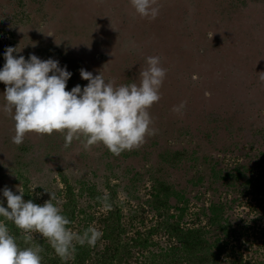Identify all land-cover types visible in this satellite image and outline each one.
Wrapping results in <instances>:
<instances>
[{"label":"trees","instance_id":"16d2710c","mask_svg":"<svg viewBox=\"0 0 264 264\" xmlns=\"http://www.w3.org/2000/svg\"><path fill=\"white\" fill-rule=\"evenodd\" d=\"M62 1L0 0V35L11 46L22 48L25 59L31 53L25 54L21 46L20 30L32 28L37 39L50 37L44 54L36 55L43 60L51 51L62 50L71 34L92 31L90 35H96L120 24L125 31L115 46L87 43V50L81 48L66 62L72 73L66 90L87 85L80 69L93 76L100 73L115 86L139 84L146 58L159 56L167 71L161 99L149 110L158 132L139 149L116 156L102 144L84 150L80 141L73 140L65 148L64 136L55 132L51 136L28 133L17 146L12 143L14 126L6 125L8 133L0 141L4 152L0 156V205L7 207L5 187L14 194L23 190L25 201L40 205L51 195L71 221L69 228L102 231L95 247L77 245L75 259L68 264H264L254 257L257 249L250 255L245 251L249 259L242 261L241 253L221 241L230 237L236 248L247 244L246 249L253 245L250 236L254 235L255 248L264 251V204L259 202L264 180L251 177L254 165L264 166V129L243 119V102L226 95H240L243 78H255V70H264V0H158L159 15L154 20L141 18L140 30L128 24L127 18L138 15L130 0H66L67 5L61 6ZM47 5L67 17L51 16L44 9ZM206 29L212 33L207 35ZM65 32L66 37L54 42L53 36ZM3 63L0 60V66ZM183 101L187 104L182 114L174 113L173 107ZM107 156L114 161L108 162ZM226 159L238 162L233 164L236 180L230 181L226 173ZM172 169L181 173L176 185L167 182L173 178ZM220 172L227 188H237L224 197L214 195L217 190L209 183L212 180L215 188L221 187L216 178ZM160 174L166 181L159 180ZM203 180L212 193L209 203L204 205L196 197L195 211L186 214V207H179L181 194L172 193V188L181 181L197 186ZM118 193L124 199L120 205L128 206L124 214L114 203ZM240 199L247 207L243 218L233 215ZM102 207L104 215L98 214ZM257 221L262 223L260 228H256ZM6 223L21 247L30 246L24 244L14 224ZM33 237L31 245L44 248L42 264H62L47 240L38 233Z\"/></svg>","mask_w":264,"mask_h":264},{"label":"clouds","instance_id":"9594fccd","mask_svg":"<svg viewBox=\"0 0 264 264\" xmlns=\"http://www.w3.org/2000/svg\"><path fill=\"white\" fill-rule=\"evenodd\" d=\"M135 13L141 18L156 19L158 0H130ZM213 35V34H212ZM211 35V37H212ZM223 46V45H222ZM221 46V47H222ZM22 48L7 47L5 63L0 68V82L5 85L3 111L14 121L12 143L20 146L26 134L51 136L54 132L64 136V147L73 140L80 141L84 150L103 145L113 155L139 149L147 137L157 134L153 128L150 109L161 99L160 88L166 76L159 56L146 58L147 67L140 71V81L115 86L100 73L80 69V77L88 81L66 90L72 73L59 66L54 59L41 60L34 54L27 59ZM187 102L174 106V113L182 114ZM5 187L3 197L7 207L0 205V264H42L40 244L31 245L34 233L47 240L62 264L75 259L77 245L95 247L102 231L88 227L83 232L68 227L71 221L63 215L55 197L43 205L23 199ZM11 222L20 231L26 247H21L7 226Z\"/></svg>","mask_w":264,"mask_h":264},{"label":"rangeland","instance_id":"374dc122","mask_svg":"<svg viewBox=\"0 0 264 264\" xmlns=\"http://www.w3.org/2000/svg\"><path fill=\"white\" fill-rule=\"evenodd\" d=\"M66 1V0H64ZM62 1V3L60 4L61 6H66L67 2ZM76 3H80V2H76ZM77 4V5H78ZM44 9H47V11L50 12V15L55 17V18H61V19H65L67 16L66 14H62V11H58V8H54L52 5H47L45 6ZM70 15V14H69ZM128 20V24H132L137 30H140L141 27H143V22L141 21V17L139 15H136L133 18H127ZM119 25V27H118ZM117 25V28L115 27V25H113L112 30H107L104 32H97L96 35L92 34H86V35H82L81 33H75V34H71L68 40H64L66 41V44H64L62 42V40L60 41V43L62 42L64 44L62 50L61 49H55L54 51H51V55H46L43 60L46 59H54L57 60L59 62V66L64 68L66 67V70L69 71V69L71 70V68L69 67L68 64H66V62H68L73 56L74 54L78 53V50H80L81 48H83L85 50H87V47H84L85 44L90 43L92 44L93 42H95V47H112L115 46V44L118 41V35L123 31H125L124 29H121L120 24ZM84 26H89V24L84 23ZM129 27V26H128ZM152 28H156V22L152 25ZM105 30L104 28H97V30ZM216 29V33L219 32V30L217 28ZM92 30H95L94 27ZM210 30V29H209ZM208 29H206V34L210 35L212 32L209 31ZM110 31V32H109ZM115 32H117L115 34ZM24 35V37L22 36ZM60 37H59V36ZM57 36H53L54 42H57L61 37L64 38L67 36V33H59ZM65 35V36H64ZM107 36V42L104 40L103 37ZM19 37H20V41H21V46L25 49V54L28 55V53L34 54V55H43L45 49H47V43H48V39H50V37H47L45 39H43L42 37H40L39 39L36 38L35 32L34 30H32V28H24L23 30L19 31ZM103 41V42H102ZM120 41V40H119ZM51 44V43H50ZM87 46V45H86ZM169 46H171L169 44ZM7 47H13L10 44V41L8 40L7 37L1 36L0 35V60H4V52L5 49ZM94 47V48H95ZM90 51V49H89ZM252 52H256V50L254 49ZM23 52L21 51L20 53H18L16 55V53H13L14 56H19L22 55ZM98 55L96 54L95 57H97ZM244 56V54H243ZM245 56L243 57V63L245 65V69L247 71L251 70L250 69V64H248V62H246L245 60ZM72 60V59H71ZM4 65V63H3ZM3 65L0 66V68L3 67ZM247 65V66H246ZM71 72V71H70ZM255 78L254 77H249L248 78H243V83L244 85V90L240 95H235V93H230V94H226V95H232L231 97L235 100L237 99V101H241L243 102V115L247 116L244 118H248L249 122L254 121L255 124H257L259 127H262L264 129V70H260L259 72H257V70L254 71ZM249 76V75H248ZM251 76V75H250ZM208 81V80H207ZM5 90V85L0 82V128H2V132H0L1 136H0V141L2 136L6 135L8 132L5 129L6 125H13L14 126V121L10 120V117L4 113L3 111V106L5 104V100L4 97L2 95V92ZM261 97L263 98V101H260ZM247 100H250L249 102H247ZM256 115V116H255ZM258 115V116H257ZM258 119V120H256ZM10 120V121H8ZM253 123V124H254ZM199 126L200 123H198ZM198 126V125H197ZM4 127V128H3ZM1 145V142H0ZM261 145V144H259ZM2 146V145H1ZM4 152L0 149V156L3 154ZM108 162H113L114 160L112 159L113 156L108 157ZM193 161V160H192ZM226 164L223 161V164H225V166L227 167V174L229 175L230 181L236 180L235 177V170L233 169V164H238V162L235 161V163H232L231 159H226ZM237 167V165H235V168ZM170 168L167 169V172H169ZM173 172V178L170 179L169 181H167L168 183L172 184V185H176L178 182H180V178L179 176L181 175L180 171L177 169H172ZM224 173L220 172L218 173L217 177L219 179L218 183L221 184V187L218 186V189L215 188L213 185L214 181H209L212 182V188L216 189L217 191L213 190L214 195H220V197H224L226 194H230V191L234 192V190L236 191V189H232V188H227L225 186V182H227V179H225V175H223ZM163 174L158 175L159 180H165V178L162 176ZM223 177V180H222ZM251 177L252 179L256 180V178H258L259 180H264V166L262 165H254L251 169ZM201 178H205L201 177ZM36 177L32 179V181H35ZM214 179V178H213ZM96 180V179H95ZM178 180V181H177ZM166 181V180H165ZM237 181H239V179H237ZM55 184H57L59 186V183H57V180L55 179ZM195 182V181H194ZM42 184L43 181L41 182ZM208 183V184H209ZM147 188L149 187V184H146ZM236 187H239L238 185ZM209 185H207V182L205 180H203L202 183H200L199 185L195 186L193 184L192 181H181L180 185H177V187L172 188V193H178L181 194V198L182 201H180L179 203V207L180 208H185L186 207V214H189L190 212L195 211L194 207L192 206V203L195 201V198L198 197L200 202L203 203L204 205H208L209 203V199L211 198L212 193L208 191ZM238 196H240L239 194H237ZM249 196H251L249 194ZM263 200L260 199L259 202H263L262 204H264V193L262 195ZM124 202L123 196L118 193L116 195V198L114 200V203L119 206L120 203ZM130 206V205H129ZM243 208H247L245 205H243V199H240L238 201V204L236 205V207L233 209V215L235 217L238 218H243ZM106 211L105 207H102L99 211L98 214H102L104 215ZM119 211L121 214H124L126 212H128V206H121L119 208ZM125 219V218H122ZM126 221V220H125ZM258 223H260V221H257ZM124 223V222H123ZM262 223L259 224V227L257 226L256 228H260ZM248 235L252 234L251 232H247ZM258 234V233H257ZM251 238H253L254 240H252V246L248 247L245 249L247 244H243L239 249L236 248V245L234 243V241L230 238V237H224L221 239L222 242H226V245L228 247H232L233 249H235L237 252H239V254L241 253V259L242 261L248 260L249 257L248 255L245 253V251L249 252V255L252 253L253 250H258L256 251V253L254 254V257L263 260L264 261V251L259 249V248H255V243L257 242V240L254 238V235L250 236ZM243 243H244V239H242ZM243 251V252H242Z\"/></svg>","mask_w":264,"mask_h":264}]
</instances>
